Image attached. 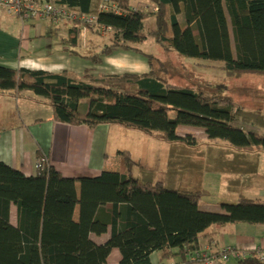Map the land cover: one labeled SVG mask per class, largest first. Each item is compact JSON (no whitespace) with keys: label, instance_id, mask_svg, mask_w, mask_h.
<instances>
[{"label":"trees","instance_id":"16d2710c","mask_svg":"<svg viewBox=\"0 0 264 264\" xmlns=\"http://www.w3.org/2000/svg\"><path fill=\"white\" fill-rule=\"evenodd\" d=\"M45 1L86 15L95 9L94 0ZM107 1L122 14L95 10L97 26L112 33L104 55L119 48L141 53L147 57L146 73L98 79L91 73L86 83L66 74L0 66V95L20 98L30 92L43 98L53 120L62 124L89 129L118 124L190 148L196 140L178 129L195 127L209 141H223L233 154L264 151V135L232 125L241 110L231 98L173 85L165 64L138 48L152 37L169 51L197 60V66L220 63L229 77L264 76V0H146L155 7L151 13L135 9L133 0ZM151 17L155 28L147 32L145 21ZM76 36L73 32L72 40ZM215 149L210 147L208 158L216 157ZM119 157L121 171L79 179L49 165L37 176H26L0 162V264H106L113 249L121 252L119 264H152L155 252L161 262L180 257L178 264H192L187 258L199 250L200 235L209 227L264 225V201L242 199L222 204L219 213L202 211L199 201L206 191L143 182L132 174L130 155ZM13 205L16 226L10 221ZM106 233L110 238L102 245L90 237ZM238 260L263 264L254 252Z\"/></svg>","mask_w":264,"mask_h":264},{"label":"crops","instance_id":"0c3cea01","mask_svg":"<svg viewBox=\"0 0 264 264\" xmlns=\"http://www.w3.org/2000/svg\"><path fill=\"white\" fill-rule=\"evenodd\" d=\"M98 1L105 0H94V5ZM132 5L145 13L154 8L146 0H133ZM150 8L151 10H148ZM180 20L183 22L182 18ZM74 28L59 27L50 20H36L32 17L25 19L4 9L0 10V66L13 70L20 68L45 70L90 83L88 78L83 77L87 70H91L90 67L82 73L77 63L84 58L92 59L93 62H100L101 59L96 57L98 54L92 56L81 54L82 39L76 36L75 40H72L71 37L73 32L80 34L81 30ZM100 36L105 38L104 35ZM90 39L93 43L91 52L95 53L101 42L94 36ZM110 45L105 44L102 52ZM107 59L109 63L112 56H108ZM92 74L94 75V70ZM13 105L16 109L19 108L18 112L14 110ZM180 129L186 134H192L198 128L180 126L179 134L184 136L185 133L182 134ZM206 139L208 140L207 136ZM170 146L118 124H104L89 129L86 126L56 122L53 120V110L49 102L34 97L30 92L24 93L20 98L0 95V162L20 170L26 176L39 174L37 163L44 156L49 157L50 167L67 178H93L105 171L119 172L122 170L119 154L123 152H129L133 162L142 166L134 174L146 177L157 174L161 177L163 174L169 176L172 161ZM166 179H170L171 189L206 191L207 195L199 201L200 209L206 212H222V204L227 203L222 199L220 192L226 194L227 191L245 188L235 178L172 177L165 178V183ZM140 180L163 183V178L158 176ZM251 186L253 184L248 182L246 189H250ZM10 221L14 226L17 225V208L14 205L11 207ZM90 237L95 243L102 245L109 240L110 233L101 236L91 234ZM228 248L241 251L243 254L251 253L258 248L264 249V225L234 223L211 226L200 235L197 252L207 254L211 258L209 263L203 264H240L233 256L228 261L221 260V254ZM196 253L187 259L192 264H201L193 258ZM121 258L119 249H113L106 264H119ZM180 260V257H174L161 262L158 252L151 255L152 264H178Z\"/></svg>","mask_w":264,"mask_h":264},{"label":"rangeland","instance_id":"374dc122","mask_svg":"<svg viewBox=\"0 0 264 264\" xmlns=\"http://www.w3.org/2000/svg\"><path fill=\"white\" fill-rule=\"evenodd\" d=\"M100 3L101 1L95 2L93 14H95V10L98 9ZM119 9L122 12L120 7ZM148 10H151V8ZM151 12H155V7L148 13ZM43 20L49 19L46 18ZM152 20L154 19H146L145 27L147 32L155 28V23ZM67 21L68 20H64V22L57 25L66 28L75 27L81 30L80 34H78L82 39V41H80V43H82V47H80L81 54L84 56H92L93 54L100 55V62L97 60V62H93L92 59L86 58L78 61L77 67L80 68L82 73H84L87 67L91 69L85 72L84 78H88L91 81V76L98 79L110 76V74L122 75L127 72L142 74L149 70L147 57L145 55L141 53L136 54L132 51H125V49L120 48L113 51V54L109 56H112V60L108 63V56L104 55L102 47L105 44H111L110 39L112 33L109 31H102L97 25L82 21L78 22L76 19L68 21L69 24L66 23ZM100 34L104 35L105 38L100 36ZM92 36L96 37L101 42L100 48H98L95 53L91 52L93 51V43L90 39ZM138 48L143 54L153 55L165 64L168 70V80L173 85L191 88L195 91H202L207 94L218 93L222 97L227 96L231 98L235 103V109L239 108L241 110L239 115L240 119H236L232 125L239 128L242 127L246 133L256 131L264 135V76L244 74L241 76L229 77L219 66L220 63H209L208 66L204 67L197 66V64H200L197 60L188 59L173 51H169L152 37L148 38L143 44H140ZM93 70L94 75L90 76ZM86 75H89V77ZM13 106L15 107L14 110L18 112L19 108L16 109V106ZM16 119H18V117H16ZM180 130L182 134L185 133L184 135H190L194 138L197 144L194 145L196 146L195 148H190L180 143L170 146L172 161L171 167L169 168V176L163 174L161 177V175L157 174L155 176L146 177L145 175L138 176L134 174V172H137L142 166L133 162L129 152H123L129 154L132 162L135 164L132 171L133 176L136 178H157L158 176L159 178H163L164 186L169 189L172 188L171 181L170 179H166L165 183V178H235V180L242 183L245 188L227 191L226 194L220 192L225 203L234 204L242 199L264 201V151H254L236 155L232 153L228 145L223 141L207 140L202 129H196L195 133H192L193 135L186 134V132H183V129ZM132 131L146 135L155 141L163 142L155 138L154 135H148L137 130ZM210 147L216 148L213 153L216 157H207ZM44 158L49 163L48 156L41 157L39 160ZM121 160L123 161L122 158ZM248 182L253 184L250 189H246ZM253 252L255 253V251ZM238 254L243 253L239 251Z\"/></svg>","mask_w":264,"mask_h":264},{"label":"built area","instance_id":"2783aa9c","mask_svg":"<svg viewBox=\"0 0 264 264\" xmlns=\"http://www.w3.org/2000/svg\"><path fill=\"white\" fill-rule=\"evenodd\" d=\"M6 10L10 13H14L24 17L25 19L34 18L36 20H43L48 18L54 24H60L64 22V20L71 21L76 19V21L87 22L88 24L97 25V15L95 14H80L79 12H74L69 10L67 7L60 6L53 1H45V0H0V10ZM98 12H109L114 14H122L118 5L110 2L103 1L99 4ZM66 22L69 24V22ZM102 31H109L105 28L101 29ZM49 165L48 161L41 159L37 163L38 172L43 171L44 167ZM239 251H236L233 248L226 249L220 256L221 260L228 261L231 256L240 259L245 258L248 254H238ZM196 253V252H195ZM255 256L258 258L260 262L264 264V249L259 248L255 251ZM195 261L203 263H209L211 258L208 257L207 254L196 253L193 257ZM212 262V261H211ZM210 262V263H211Z\"/></svg>","mask_w":264,"mask_h":264}]
</instances>
